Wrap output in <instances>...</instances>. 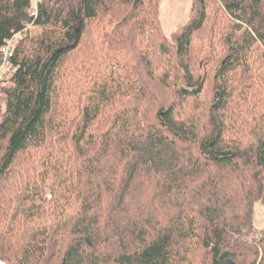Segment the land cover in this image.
Wrapping results in <instances>:
<instances>
[{
	"label": "trees",
	"instance_id": "obj_1",
	"mask_svg": "<svg viewBox=\"0 0 264 264\" xmlns=\"http://www.w3.org/2000/svg\"><path fill=\"white\" fill-rule=\"evenodd\" d=\"M32 1L0 0V47L21 32L0 83V261L264 264V236L248 241L264 205V0H193L169 34L161 0H39L34 19ZM43 155L69 178L48 182Z\"/></svg>",
	"mask_w": 264,
	"mask_h": 264
},
{
	"label": "rangeland",
	"instance_id": "obj_2",
	"mask_svg": "<svg viewBox=\"0 0 264 264\" xmlns=\"http://www.w3.org/2000/svg\"><path fill=\"white\" fill-rule=\"evenodd\" d=\"M192 3H193V0H161L160 1L159 21H160V25L164 33L169 34L173 32L177 26L181 25L188 19V15H189ZM210 16L214 17L218 21L222 19L221 14L216 7H214L213 11H211ZM103 22L107 23V18H104ZM33 30L34 29L31 28L30 32L32 33ZM143 51L146 52L149 58L154 57L152 55V48L150 46H145L143 48ZM209 56H216L215 62H218L219 60H221V58H223L222 53H219V54L210 53ZM153 60L155 59L153 58ZM215 69L216 67H212V68L209 67L207 70L208 80H207V83L205 84L207 86L204 88L203 94L201 96L202 101L206 105L211 103L212 97L215 96L216 94V92H214L215 90L212 89V75L215 72ZM103 76H105L106 81H110L112 76H114V72L110 68L104 66V69L100 72V76H99L100 79L103 78ZM256 77H261L262 79H264V70H261L256 75ZM235 79L236 80H233V87L237 86L236 87L237 90H238V85H245L249 83L251 80V78L250 80H246L245 78H240V79L235 78ZM8 80L9 78H6L5 81H8ZM80 82H81V78L76 82V85L79 86ZM75 89H76L75 87L71 88L69 90V95L66 97H63L60 103L62 108L58 112L57 117H56V120L57 121L59 120V124L62 125L63 128H65L68 131L72 130L73 127L76 129V125H77L76 117L79 113V107H78V102L76 101L75 98L78 92H72ZM153 90L154 88H152V91ZM157 92H158V96H160V101L163 103H169L170 100H172L173 98H178L179 99L178 103L183 101L182 97L178 93H175V91H173L172 89L165 91V92L162 89H160ZM71 105H73L74 107H71ZM158 109H159V106L157 107L156 110ZM56 143H60V141L59 142L57 141ZM46 159L48 158L45 157V155L40 156V163L44 162V165H40L39 163L38 172H40V174H43L45 179L48 182H55L58 180H63L64 178H69L68 175L63 174L64 170L58 173H56V170H52L54 159H50L48 163H46ZM45 192H46L45 198L47 200H50L51 195H50L49 189L47 188ZM252 217H253V220H252L253 231L249 235L248 241L261 240L262 236H264V205L263 204H261L260 202L254 203ZM259 253L261 254L260 250H259ZM0 264H5V263L0 261ZM222 264H234V262L228 259V260H225Z\"/></svg>",
	"mask_w": 264,
	"mask_h": 264
},
{
	"label": "built area",
	"instance_id": "obj_3",
	"mask_svg": "<svg viewBox=\"0 0 264 264\" xmlns=\"http://www.w3.org/2000/svg\"><path fill=\"white\" fill-rule=\"evenodd\" d=\"M39 0H33L31 4L30 16L36 15V8ZM20 37L13 35L11 38L6 39L4 44L0 47V83L5 76L13 73L10 59L14 56L15 47L19 43Z\"/></svg>",
	"mask_w": 264,
	"mask_h": 264
},
{
	"label": "bare ground",
	"instance_id": "obj_4",
	"mask_svg": "<svg viewBox=\"0 0 264 264\" xmlns=\"http://www.w3.org/2000/svg\"><path fill=\"white\" fill-rule=\"evenodd\" d=\"M36 15H37V8H36ZM36 15L35 16H30V14H29V16L30 17H33V19L36 17ZM26 29H29V27H27ZM15 35H18L19 37H20V35H21V32H20V34H15ZM4 44V43H3ZM6 77V76H5Z\"/></svg>",
	"mask_w": 264,
	"mask_h": 264
}]
</instances>
